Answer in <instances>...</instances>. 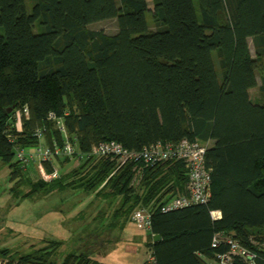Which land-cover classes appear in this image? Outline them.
<instances>
[{
  "label": "trees",
  "instance_id": "trees-1",
  "mask_svg": "<svg viewBox=\"0 0 264 264\" xmlns=\"http://www.w3.org/2000/svg\"><path fill=\"white\" fill-rule=\"evenodd\" d=\"M109 19L117 20L113 34L90 28ZM51 113L86 156L60 178L39 177L36 190L104 184L122 196L116 218L137 206L150 209L146 245L156 264H210L229 249L225 242L213 246L220 232L264 264L254 244L264 240V0H154L152 9L148 0H31L30 7L28 0H0V158L16 173L26 171L17 147L37 146V128L46 127L48 144L66 141ZM184 138L209 142L212 196L168 212L159 206L186 193L184 160L145 165L91 153L106 141L140 151ZM142 167L138 191L133 182ZM61 245L52 240L4 264H105L84 249L58 262Z\"/></svg>",
  "mask_w": 264,
  "mask_h": 264
},
{
  "label": "rangeland",
  "instance_id": "rangeland-1",
  "mask_svg": "<svg viewBox=\"0 0 264 264\" xmlns=\"http://www.w3.org/2000/svg\"><path fill=\"white\" fill-rule=\"evenodd\" d=\"M148 4L152 9L154 0H148ZM28 6H31V0H28ZM147 20L154 27L151 11L147 13ZM90 28L113 34L118 25L116 19H109L94 23ZM250 46L254 53L252 42ZM251 95L257 97L258 88L252 89ZM18 117L19 112L15 118L20 124ZM80 161L78 158L61 160L58 166L61 175L68 174ZM16 168L15 164L0 158V264L12 256L17 259L48 246L52 240L62 242L53 256L58 262L68 253L84 249L95 253L100 262L110 258L122 264L130 258L133 259L131 263L144 264L148 255L146 242L151 236L133 221L138 206L127 217L116 218L114 215L122 205V196L112 195L104 184L90 191L72 186L63 190H50L48 186L36 190L40 177L38 162L23 167L27 174L20 170L16 173ZM142 176L143 167L137 170L133 182L138 191ZM187 187L188 182L186 191ZM88 242L92 245H87Z\"/></svg>",
  "mask_w": 264,
  "mask_h": 264
},
{
  "label": "built area",
  "instance_id": "built-area-1",
  "mask_svg": "<svg viewBox=\"0 0 264 264\" xmlns=\"http://www.w3.org/2000/svg\"><path fill=\"white\" fill-rule=\"evenodd\" d=\"M28 111V107L24 108ZM23 117L19 113V119ZM50 119L56 121L57 126L66 135L64 144L60 145L56 140L53 144L45 142L46 127L37 128L34 135L40 140V143L34 147L19 148L16 150V158L23 167L35 164L39 165V174L44 181H53L61 177L60 168L56 161L65 157L78 158L79 161L85 158L86 154L78 152L76 147L69 141L63 120L54 113L50 114ZM207 145L200 141H191L187 138L179 143H165L158 141L149 146H145L140 151H130L117 141L101 142L94 147L92 154L104 157L117 158L120 162L142 160L145 165H155L169 160H184L188 167V187L186 193L176 195L166 203L159 206L163 212H168L194 204L208 203L212 196V176L206 163ZM46 164L53 167L48 171ZM220 211H212L214 219L221 218ZM133 221L143 227L149 234L152 233V211L146 207H138L133 213ZM154 235V234H153ZM225 242L229 249L225 253H219L215 260L216 264H239L238 260L246 264H257V252L244 245L239 239L231 234L217 233L214 236L213 246L218 247ZM259 245L264 252V240ZM144 264H156V259L152 251L148 252Z\"/></svg>",
  "mask_w": 264,
  "mask_h": 264
},
{
  "label": "crops",
  "instance_id": "crops-1",
  "mask_svg": "<svg viewBox=\"0 0 264 264\" xmlns=\"http://www.w3.org/2000/svg\"><path fill=\"white\" fill-rule=\"evenodd\" d=\"M110 259V258H109ZM105 259V260H103L102 262L103 263H105V264H120L119 263V261H116V260H113V259ZM131 260H133V259H130V258H128V261H126L125 263L124 262H122V264H134V263H131L130 261ZM140 260V259H139ZM141 264H143V263H141Z\"/></svg>",
  "mask_w": 264,
  "mask_h": 264
},
{
  "label": "water",
  "instance_id": "water-1",
  "mask_svg": "<svg viewBox=\"0 0 264 264\" xmlns=\"http://www.w3.org/2000/svg\"><path fill=\"white\" fill-rule=\"evenodd\" d=\"M12 111V108H10L8 111H6L5 113H8V112H11ZM161 239V236L160 235H158V234H156L155 235V241H158V240H160Z\"/></svg>",
  "mask_w": 264,
  "mask_h": 264
}]
</instances>
